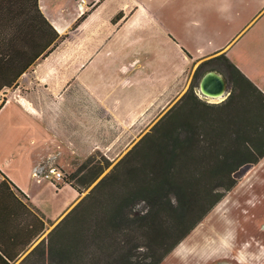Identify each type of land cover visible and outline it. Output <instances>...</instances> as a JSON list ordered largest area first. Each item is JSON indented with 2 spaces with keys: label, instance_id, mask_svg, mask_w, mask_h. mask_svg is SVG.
Returning a JSON list of instances; mask_svg holds the SVG:
<instances>
[{
  "label": "crops",
  "instance_id": "0c3cea01",
  "mask_svg": "<svg viewBox=\"0 0 264 264\" xmlns=\"http://www.w3.org/2000/svg\"><path fill=\"white\" fill-rule=\"evenodd\" d=\"M141 1L38 0L42 17L35 0H0V55H33L43 47L45 54L54 48L24 71L14 88L0 89V105L5 100L0 107V170L16 186L11 190L0 187V238L12 251L18 249L19 241L32 240L40 229L41 214L56 221L80 198V192L66 183L78 196L70 203H57L51 211L43 198L54 189L52 181L40 180L35 171L45 166L63 167L69 154L86 157V152L98 149H127L128 137L145 130L142 120H149L183 92L193 62L226 53L264 91L263 48H241L244 58H240L235 40L247 26L241 30L222 27L224 22L243 18L248 6H253L258 16L264 11V0H174L173 16L167 15L166 0ZM119 13L123 17L113 22ZM263 16L252 19L249 31L259 29ZM230 31L234 36L229 42L217 43V34ZM57 33L67 36L54 47ZM116 54L133 58L110 63L98 60ZM139 54L144 56L142 60ZM17 70H9L7 76L13 77ZM101 84L117 90L116 97L96 94V100L91 98ZM262 170L264 158L239 184L241 189L246 192L243 185ZM2 179L0 173V182ZM56 184L60 187L62 182ZM243 191L239 190V195ZM17 197L36 206L40 211L37 216ZM227 204L226 200L223 205ZM53 212H59L56 219L50 218ZM49 226L46 222V229L31 248ZM180 245L174 250L179 251ZM208 262L221 263L186 254L184 247L181 254H169L161 264Z\"/></svg>",
  "mask_w": 264,
  "mask_h": 264
},
{
  "label": "trees",
  "instance_id": "16d2710c",
  "mask_svg": "<svg viewBox=\"0 0 264 264\" xmlns=\"http://www.w3.org/2000/svg\"><path fill=\"white\" fill-rule=\"evenodd\" d=\"M35 7L38 9V0ZM122 17L123 13L117 14L113 22ZM66 36L57 33L54 47ZM53 49L45 54L43 47L41 53L33 55H0V89L14 88L18 77ZM15 68L18 70L13 77H8L9 70ZM211 70L221 73L228 83L229 93L220 102H207L196 90L202 76ZM263 158L264 91L226 53L206 58L180 102L32 252L48 254L50 264H101L99 257L89 258L94 253L90 249L93 243L99 254L110 256L103 264H161ZM107 166L109 161L80 175L89 168L81 166L64 181L81 194ZM0 173V187H16L5 173ZM27 203L22 202L37 216L39 209ZM46 222L54 221L41 214L39 231L32 240L19 241L17 250L12 251L0 238V264H14L42 235ZM115 236L126 241L116 244ZM141 236L150 241L146 250L140 245Z\"/></svg>",
  "mask_w": 264,
  "mask_h": 264
},
{
  "label": "rangeland",
  "instance_id": "374dc122",
  "mask_svg": "<svg viewBox=\"0 0 264 264\" xmlns=\"http://www.w3.org/2000/svg\"><path fill=\"white\" fill-rule=\"evenodd\" d=\"M147 2L148 0L141 1L142 4ZM166 2L168 7L166 10L167 15L171 13L170 16H173V13L176 12L174 0H166ZM92 9L93 6H90L88 10L91 11ZM263 13L264 11L257 16L258 11L255 10L253 6H248L245 7V11L243 13L244 16L243 18L241 17L240 20L222 23V27L226 26L227 28H232L234 30H241L247 26L246 30L239 36V40H235L238 41L237 44L240 47L239 51L237 52L240 58H244L241 48L244 49L248 47L252 50H260L263 48L264 51V16L257 24L259 25V29L255 31H249L252 23L259 19ZM255 17L256 19L251 22ZM232 35L233 32L231 31L224 34H217L216 41L217 43L229 42L232 38ZM110 44L108 43L106 47L110 46ZM139 57L141 60L144 58L142 54H139ZM129 58H133V56L129 57L128 54H116L107 56L104 55L102 59L98 60L103 63L118 62L117 59H119V61L125 60V62H127ZM199 64L200 62H193L189 70L186 72V83L181 94H179L164 109H157V111L152 114V117L149 118V120H142L144 123L142 127H144L145 130L141 135H133L128 137L130 144L127 149L116 152L98 149L95 151L86 152V157L73 154L66 156L67 159L65 160L64 166H59L64 172L65 176L70 175L81 166L84 167L87 165L89 168L84 167V172L80 173V175H85L90 171V168L100 165L106 166L107 162L109 161V166L104 169L103 173L93 183H91V185L83 190L78 201L83 199L89 192H91L92 189L96 187L98 182L113 170L119 161H121V159L131 150V148L152 129V127L162 118V116L166 114L174 105L180 102L185 92L194 81ZM97 88V93L90 96L91 98H95V100L97 99L96 94L104 97L107 96L109 99H113L118 93V91L113 90L111 86H106L104 84L99 85ZM198 88L196 89L197 92ZM199 95L201 96L200 93ZM201 98L205 100V96L202 95ZM217 98L210 97L211 100L205 101H222V97ZM92 104L95 105V103ZM72 120L70 121L71 123ZM74 123L76 122L74 121ZM255 167L231 191L227 193V195L212 209L206 218L180 243L181 245L179 244L182 246L181 249L179 251L174 250L175 252L173 251L174 253L172 252L171 254H181L183 252V248L185 247L186 254L202 256L205 258V260L217 259L221 262L220 264H264V237H262L264 235V171L262 170L263 172H261L258 177L254 173V175L249 178V182L246 181V183L243 185L246 186V192L241 189V186H239V184H241V182L252 173ZM52 182L50 184L54 189H50L49 193L43 198L46 205L52 208L51 211H54L57 203L61 201L67 202V200L70 203L78 196V192L66 185L64 178L62 180H54ZM56 182H62L60 187H58ZM239 190L243 191L240 195ZM226 200L229 201V204H227L228 206L223 205ZM221 203L222 205H220ZM51 215L52 216H50V218L56 219L59 215V212H53ZM64 216L53 223H49L50 229L44 233V237H42L41 241L44 240L55 228V226L60 223V220ZM120 240H122L123 243L126 241L122 237L119 238L118 236H115L113 242L119 244ZM139 242H141L140 245H144V250H146L148 244H150V241H148L144 236H141V240ZM90 244V249L94 253H92L89 258L92 259L96 256L103 260L101 264L105 263V258L109 259L110 256H102V254H99L98 252L100 249L98 247H94L93 243ZM35 246H33V248L29 247L26 249L29 250L31 248L26 254H22V256H20L17 261L14 262V264H50L48 254H37L32 252ZM114 256L111 259H114ZM85 261H87L86 258ZM208 264L210 263L208 262Z\"/></svg>",
  "mask_w": 264,
  "mask_h": 264
},
{
  "label": "water",
  "instance_id": "95a60500",
  "mask_svg": "<svg viewBox=\"0 0 264 264\" xmlns=\"http://www.w3.org/2000/svg\"><path fill=\"white\" fill-rule=\"evenodd\" d=\"M199 91L205 96V100H211L210 97H222L224 100V97L229 93L228 83L221 73L211 70L202 76Z\"/></svg>",
  "mask_w": 264,
  "mask_h": 264
},
{
  "label": "built area",
  "instance_id": "2783aa9c",
  "mask_svg": "<svg viewBox=\"0 0 264 264\" xmlns=\"http://www.w3.org/2000/svg\"><path fill=\"white\" fill-rule=\"evenodd\" d=\"M198 94H201L202 97V93L199 91L198 88ZM35 175L41 180V179H48L50 181H54V180H62L65 177L64 172L62 171L61 168H59L56 165H52V166H48V167H43L40 170H36L35 171Z\"/></svg>",
  "mask_w": 264,
  "mask_h": 264
},
{
  "label": "bare ground",
  "instance_id": "6f19581e",
  "mask_svg": "<svg viewBox=\"0 0 264 264\" xmlns=\"http://www.w3.org/2000/svg\"><path fill=\"white\" fill-rule=\"evenodd\" d=\"M218 99V98H217ZM213 100V99H212ZM216 101V100H215Z\"/></svg>",
  "mask_w": 264,
  "mask_h": 264
}]
</instances>
